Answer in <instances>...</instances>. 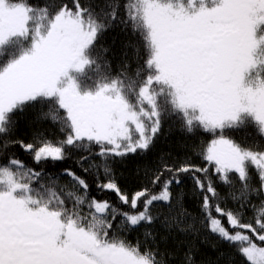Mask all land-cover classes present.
Returning <instances> with one entry per match:
<instances>
[{
    "label": "snow or ice",
    "instance_id": "6c2138e0",
    "mask_svg": "<svg viewBox=\"0 0 264 264\" xmlns=\"http://www.w3.org/2000/svg\"><path fill=\"white\" fill-rule=\"evenodd\" d=\"M124 7L120 22L141 38L143 56L133 47L143 62L113 76L100 72L96 44L117 21V5L97 11L82 0L59 6L0 0V58L9 57L0 63V152L19 145L37 165L80 152L76 163L97 189L114 192L132 209L90 196L89 182L70 168L61 183L11 155L0 163V264H167L158 245L142 247L119 233L152 223L155 202L175 199L180 217L188 216L170 187L189 173L210 232L248 264H264V150L226 135L250 120L264 136V0H125ZM10 47L15 51L7 52ZM93 68L95 78L88 74ZM34 104L47 105L41 117L57 125L62 139L14 138L15 114ZM169 112L181 114L189 132L199 127L215 137L202 151L207 166L163 164L149 177L159 192L144 187L129 196L112 165L147 153ZM210 168L228 187L225 195ZM228 200L234 208L221 206ZM180 217L170 227L195 234ZM185 256L194 264L191 249Z\"/></svg>",
    "mask_w": 264,
    "mask_h": 264
},
{
    "label": "trees",
    "instance_id": "16d2710c",
    "mask_svg": "<svg viewBox=\"0 0 264 264\" xmlns=\"http://www.w3.org/2000/svg\"><path fill=\"white\" fill-rule=\"evenodd\" d=\"M33 5H44L47 0H30ZM59 6L64 0H53ZM86 6L99 11L107 9L109 4L117 5V21L113 22L97 40V48L101 49L100 72H108L115 76L124 70L125 65H130V70L137 67L135 58V49L133 45L140 48L143 56L142 40L138 35H134L130 27L120 21L125 17V0H82ZM15 51L9 48L7 52ZM8 55L0 58V63L8 59ZM89 76L95 78V68L88 70ZM47 109V105L34 104L26 106L23 111L15 114L14 138L22 139L26 143L33 139L34 134H42L52 142L62 139V134L56 124L50 119L41 117L42 111ZM226 135L236 143L251 147L257 150H264V136H262L257 127L249 120L245 124L229 129ZM215 138L211 133L202 128H195L189 132L184 125L182 115L175 112H169L162 117L161 130L157 134L153 147L147 153L131 154L126 158H117L112 165L114 178L121 190L131 196L136 191L148 187L153 193L160 191V185L153 186L149 183V177L159 169L163 164L179 165L190 162L199 167H205L202 151ZM95 152V149L93 150ZM15 155L22 160L24 164L34 170L40 171L45 178L57 177L61 183H66L68 177L63 176V170L70 168L77 174L84 176L89 182L90 196L98 200H107L117 209L125 212L132 211L127 205L120 202L117 195L111 191H100L96 187L95 178L91 174L83 173L78 167L76 161L80 157V152H72L69 159L64 161H48L43 165H37L32 156L26 153L19 145L0 152V163L7 161L8 157ZM92 159L100 162L99 156H93ZM212 181L218 191L225 195L228 187L219 180L217 174L209 169ZM191 173L181 174L179 185L173 184L170 187L174 197L179 194L182 197V207L189 213L188 216L180 217L181 204L173 199L169 205L164 202H155L151 207L155 219L150 224H141L135 228L123 230L125 236L132 243L140 241L143 247L145 243L149 247L159 246L161 252L166 253L167 264H187L185 254L191 249L194 264H248L246 258L237 253L234 247H230L227 242H222L217 235L210 232L207 224L203 221L201 213V197L196 190V185L192 179ZM201 175V174H196ZM253 183L258 184L255 179L256 173L252 171ZM236 187H239L240 181L232 176ZM103 180V176L100 177ZM255 199V197H253ZM258 202V201H257ZM222 207L234 208L231 200L221 204ZM173 217L182 219V226L188 227L194 225L195 234L190 229L188 232H181L175 227H170ZM253 218V212L248 210L245 220L250 221ZM119 219V218H118ZM122 227V225H121ZM154 237V240H153Z\"/></svg>",
    "mask_w": 264,
    "mask_h": 264
},
{
    "label": "rangeland",
    "instance_id": "374dc122",
    "mask_svg": "<svg viewBox=\"0 0 264 264\" xmlns=\"http://www.w3.org/2000/svg\"><path fill=\"white\" fill-rule=\"evenodd\" d=\"M257 201H258V200H257L256 198L253 199V202L258 203ZM85 211H87V209H85Z\"/></svg>",
    "mask_w": 264,
    "mask_h": 264
},
{
    "label": "flooded vegetation",
    "instance_id": "af4514ba",
    "mask_svg": "<svg viewBox=\"0 0 264 264\" xmlns=\"http://www.w3.org/2000/svg\"><path fill=\"white\" fill-rule=\"evenodd\" d=\"M126 240H128L129 242H131L129 239L125 238Z\"/></svg>",
    "mask_w": 264,
    "mask_h": 264
}]
</instances>
